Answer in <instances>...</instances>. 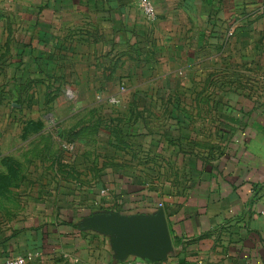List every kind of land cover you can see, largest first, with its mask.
Here are the masks:
<instances>
[{
    "label": "crops",
    "instance_id": "crops-1",
    "mask_svg": "<svg viewBox=\"0 0 264 264\" xmlns=\"http://www.w3.org/2000/svg\"><path fill=\"white\" fill-rule=\"evenodd\" d=\"M150 1L153 20L140 0H0V79H19L27 65L35 75L37 58L58 47L97 67L139 63L143 80L191 81L193 97L219 99L196 108L203 116L190 127L147 124L148 152L179 171L147 183L110 169L107 201L87 190V203L106 202L97 212L49 197L4 244L2 264L28 252L32 264H121L110 237L80 223L161 209L174 251L155 264H264V0Z\"/></svg>",
    "mask_w": 264,
    "mask_h": 264
},
{
    "label": "rangeland",
    "instance_id": "rangeland-1",
    "mask_svg": "<svg viewBox=\"0 0 264 264\" xmlns=\"http://www.w3.org/2000/svg\"><path fill=\"white\" fill-rule=\"evenodd\" d=\"M142 70L139 63L97 67L56 47L51 60L37 58V74L27 65L19 79H0L1 255L28 213L49 197L84 201L97 212L106 202L87 201L92 195L107 201L108 170L147 183L159 181L163 168L179 171V162L153 154V147L148 152L156 143L144 137L147 124L190 127L203 116L196 108L219 99L193 97L191 81L143 80Z\"/></svg>",
    "mask_w": 264,
    "mask_h": 264
},
{
    "label": "water",
    "instance_id": "water-1",
    "mask_svg": "<svg viewBox=\"0 0 264 264\" xmlns=\"http://www.w3.org/2000/svg\"><path fill=\"white\" fill-rule=\"evenodd\" d=\"M79 228L109 236L115 260L120 263L130 258L151 264L166 262L174 251L167 217L162 209L148 215L94 213L86 217Z\"/></svg>",
    "mask_w": 264,
    "mask_h": 264
},
{
    "label": "built area",
    "instance_id": "built-area-1",
    "mask_svg": "<svg viewBox=\"0 0 264 264\" xmlns=\"http://www.w3.org/2000/svg\"><path fill=\"white\" fill-rule=\"evenodd\" d=\"M139 8L140 11L148 20H153L156 18V10L153 6V3L150 0H140ZM111 102L116 103V100L114 99ZM36 258H37L36 253L28 252L25 255H18L9 258L5 261L4 264H32ZM121 264H151V263L139 258H130Z\"/></svg>",
    "mask_w": 264,
    "mask_h": 264
}]
</instances>
